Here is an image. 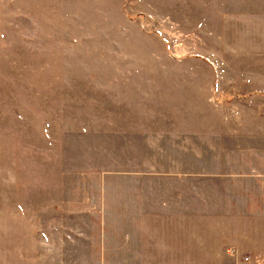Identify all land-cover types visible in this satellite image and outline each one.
Here are the masks:
<instances>
[{
	"label": "rangeland",
	"instance_id": "rangeland-1",
	"mask_svg": "<svg viewBox=\"0 0 264 264\" xmlns=\"http://www.w3.org/2000/svg\"><path fill=\"white\" fill-rule=\"evenodd\" d=\"M214 128L243 179L259 166L261 189L242 184L228 212L255 219L264 264V0H0V264H188L126 257L175 229L146 225L160 207L129 192L191 165L219 206L212 163L172 161L182 130L206 154ZM211 260L250 264L196 259Z\"/></svg>",
	"mask_w": 264,
	"mask_h": 264
},
{
	"label": "crops",
	"instance_id": "crops-1",
	"mask_svg": "<svg viewBox=\"0 0 264 264\" xmlns=\"http://www.w3.org/2000/svg\"><path fill=\"white\" fill-rule=\"evenodd\" d=\"M251 9V8H250ZM234 124V123H233ZM228 129H234V127L228 126ZM212 135L216 134L219 137L215 148L210 150L206 154H196L195 147L196 142L193 141V137H190V132L182 130L180 132L181 141L175 145V150L172 153V161L176 163H191L193 161H207L212 163L205 174V178L202 180H209L207 174L211 173V176L217 180L219 186L215 187V192L220 195V205H214L213 200H209L202 194H211L213 190L212 186L210 190L206 186H196L192 182L193 180H198V172L192 170L190 165L189 169L174 172V182L178 183L172 188L166 187H143L139 189H133L131 196L128 198L130 204L140 203V204H152L155 203L156 206L160 207L159 210L153 212H148L146 216H151L153 219L150 222H145L146 225H171L175 227L172 236L174 237L172 245L168 244V248H165V240L160 243V248L158 249H126V257L136 259L143 257H173V258H188V264H197L196 259L198 257L204 256L206 259H217L221 253L227 257L240 258V261L250 263L251 259L255 256V251L257 245L253 240V228L243 229V226H254L255 219L253 217H230L229 215V199L234 195H239L242 193L241 186L248 184L251 186L256 184L261 189L262 181L261 179L254 180V170L259 166L255 164V161H251L250 170L247 179H243L238 161L240 156L233 153L231 150H224V146L221 144V136L225 134L221 130L216 128L213 129ZM187 133L189 137L187 136ZM228 133L225 134V136ZM211 136V133H210ZM215 137V136H214ZM235 142V139L227 141ZM234 144V143H232ZM235 145V144H234ZM230 147V146H229ZM226 153V154H225ZM209 170V171H208ZM211 171V172H210ZM196 178H192L195 176ZM207 178V179H206ZM200 180V179H199ZM213 181V180H212ZM188 182V185L185 183ZM246 186V187H247ZM135 190V191H134ZM134 193L141 195L136 197ZM202 193V194H201ZM155 194L157 196L152 197L150 195ZM169 195V196H166ZM232 194V196H230ZM201 195V196H200ZM168 204L171 206L172 212L164 209L162 206ZM264 207V203H263ZM198 209L204 210L205 212L198 213ZM214 209L220 210V214L212 213ZM151 219V218H150ZM137 224V223H135ZM134 224V225H135ZM197 226H204L205 239L201 242L199 237H197L198 230ZM230 226H235L230 230ZM180 227H189L187 230ZM243 236L248 239L243 240ZM207 238V239H206ZM242 238V239H240ZM134 242L136 240L130 239L131 247L137 246ZM198 242H200L198 245ZM203 245L205 249V254H199L198 249ZM232 249L235 254L231 256L228 251ZM264 249V248H263ZM247 259V261H245ZM210 264H218L217 261H213ZM251 264V263H250Z\"/></svg>",
	"mask_w": 264,
	"mask_h": 264
},
{
	"label": "built area",
	"instance_id": "built-area-1",
	"mask_svg": "<svg viewBox=\"0 0 264 264\" xmlns=\"http://www.w3.org/2000/svg\"><path fill=\"white\" fill-rule=\"evenodd\" d=\"M228 254H230L231 256H233V255L235 254V252H234V250L230 249V250L228 251ZM245 261H247V259H245Z\"/></svg>",
	"mask_w": 264,
	"mask_h": 264
}]
</instances>
